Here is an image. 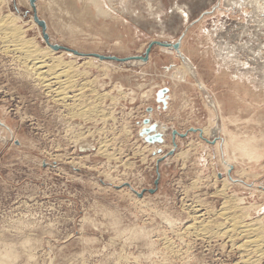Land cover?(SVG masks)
<instances>
[{
    "label": "rangeland",
    "instance_id": "374dc122",
    "mask_svg": "<svg viewBox=\"0 0 264 264\" xmlns=\"http://www.w3.org/2000/svg\"><path fill=\"white\" fill-rule=\"evenodd\" d=\"M101 4L0 0L41 48L124 58L180 43L128 61L53 49L76 66L74 105L0 39V264H264L217 214L234 206L264 235V0ZM199 213L202 236L187 228Z\"/></svg>",
    "mask_w": 264,
    "mask_h": 264
},
{
    "label": "bare ground",
    "instance_id": "6f19581e",
    "mask_svg": "<svg viewBox=\"0 0 264 264\" xmlns=\"http://www.w3.org/2000/svg\"><path fill=\"white\" fill-rule=\"evenodd\" d=\"M92 1L96 5L98 12H100V13H104V12L107 13L108 12L102 6L103 3L101 4V0H92ZM16 19H17V17L11 16V15L0 17V35H1V33L3 34V36H1L0 39H3L4 43H6L5 50H7L11 53H12V51L17 52V53L21 52V54H19L20 55L19 58H22V60H23L22 63L24 64L25 72L31 76H34V78L38 81L39 85L45 87L49 92H53L55 94V97L58 98L56 100H60L62 102H66V103H67V101L70 100L74 103V105H77L78 102H80L82 100V98H81V96L83 95L82 92L77 93L74 90L76 93L75 94L71 93L72 95H70L72 88H74L77 85V83L75 84V81H77V80H74V76L76 74L75 71L77 70L76 66L74 69V67H73L74 65H70V64H68V62L62 61V56L60 57V55H55L56 53L53 50L54 49L53 46H52L53 49H51L50 47L49 48L48 47L47 48H45V47L41 48L37 45V43L33 39L27 38L26 30L21 28L20 26H18ZM101 60H104V59H101ZM89 61H90V59H89ZM69 62H71V64H72V61H69ZM79 72H78V74H79ZM28 74H27V76H29ZM37 81H36V83H37ZM76 88H77V86H76ZM74 91H73V93H74ZM218 102H220V101H218ZM79 113L80 114L82 113V115H84V116L86 114H89L85 110H80ZM0 124L3 125V123L1 121H0ZM240 141H235V142H240ZM235 142H233V144H235ZM241 143H243V142H241ZM249 143H251V142H249ZM256 144L258 145V143H256ZM253 145L254 144H252V146ZM238 148H239V146H238ZM240 148H239V150H240ZM244 148H245V146H244ZM244 150H240V151L243 152ZM247 150H249V149H246L245 152H247ZM234 151H236V149ZM245 152H243L244 156L248 154V153L245 154ZM238 154H240V152ZM242 154H240V155H242ZM249 155H247V156H249ZM252 155H253V152H252ZM226 204H227V202H226ZM230 204H232V203L230 202ZM233 207L230 205H225V207H223L217 213L218 215L222 216V219L225 222V223H223V225L220 223L219 226H221V225L222 226H221L220 230L219 229L218 230H219L220 235H227L229 238L234 239V238H239L240 236L244 237V240L241 243H239V248L241 250H243V253H244L243 258L245 259V261H247V262L249 261V263H250L253 260V258H252L253 254H254L253 257H255V255L259 254L260 252H262V253L264 252V248H263V242H264L263 237H264V235L261 233L262 228H260L258 224L247 223L248 221L246 222L243 219H241L240 216L244 215L245 211H235L236 209ZM192 216H193L192 222H194V223L189 225L187 228L191 229L190 232H192V230H193L194 232H196L202 236V233L204 231L207 232V228L209 226L208 222L210 223V222H212V220L210 221V219L203 218V214L200 215V213L197 215L194 214ZM257 219H259V218H257ZM213 228H212V230H213ZM215 231H217V230H215ZM197 236H199V235H197Z\"/></svg>",
    "mask_w": 264,
    "mask_h": 264
},
{
    "label": "water",
    "instance_id": "95a60500",
    "mask_svg": "<svg viewBox=\"0 0 264 264\" xmlns=\"http://www.w3.org/2000/svg\"><path fill=\"white\" fill-rule=\"evenodd\" d=\"M31 5L33 6V8L35 9V0H31ZM35 19L36 21L43 27L44 31L46 29V22L44 20H41L38 18V16L35 14ZM45 34V38L47 39V41L49 40V37L47 35L46 32H44ZM155 44H158V45H161V46H165V47H174L176 49L179 48L180 46V43H175V44H172V43H169V42H162V41H158V40H155V41H152L147 50H146V54L145 56H129V57H124V58H121V57H118V56H111V55H102V54H98V53H82V52H79L75 49H71V48H68V47H65V46H62V45H59V44H56V45H53V48L56 49V50H67V51H71L73 52L74 54H78V55H82V56H88V55H92V56H96V57H99L100 59H108V60H116V61H128V60H133V59H142V60H147L148 59V56H149V53H150V50L152 48L153 45ZM166 89L165 90H162L160 91L159 93V96L162 98L164 93H165ZM164 100V99H163ZM148 122V121H147ZM155 128V126H152L151 128L149 129H146L144 130L145 132H148L150 130H153ZM193 131H195V128H192ZM144 132V133H145ZM179 134L180 136H185L186 133H179L178 131H174V135L175 134ZM161 133H156L154 136H151V138L147 137L148 140L150 142L156 140V141H161L162 138H161ZM152 191V190H151Z\"/></svg>",
    "mask_w": 264,
    "mask_h": 264
}]
</instances>
